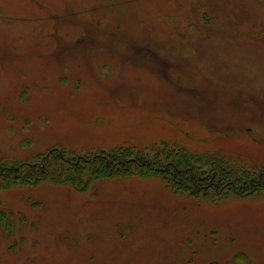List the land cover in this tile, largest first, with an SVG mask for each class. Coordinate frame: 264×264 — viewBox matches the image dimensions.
Instances as JSON below:
<instances>
[{
	"label": "rangeland",
	"instance_id": "374dc122",
	"mask_svg": "<svg viewBox=\"0 0 264 264\" xmlns=\"http://www.w3.org/2000/svg\"><path fill=\"white\" fill-rule=\"evenodd\" d=\"M165 145L264 171V0H0V163ZM0 184V264H264L263 195Z\"/></svg>",
	"mask_w": 264,
	"mask_h": 264
},
{
	"label": "trees",
	"instance_id": "16d2710c",
	"mask_svg": "<svg viewBox=\"0 0 264 264\" xmlns=\"http://www.w3.org/2000/svg\"><path fill=\"white\" fill-rule=\"evenodd\" d=\"M232 159L218 154L206 157L166 145L157 150L120 149L78 157L56 148L34 163H0V182L9 188L51 184L85 194L96 181L157 176L167 187L191 197H220L224 193L264 196V171L243 173L245 168ZM0 227L8 235L14 232L12 217L1 210Z\"/></svg>",
	"mask_w": 264,
	"mask_h": 264
}]
</instances>
